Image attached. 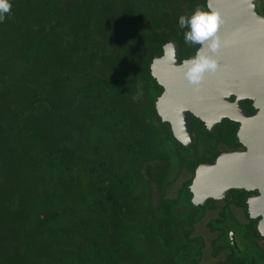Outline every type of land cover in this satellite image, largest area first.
I'll use <instances>...</instances> for the list:
<instances>
[{
    "label": "trees",
    "instance_id": "trees-1",
    "mask_svg": "<svg viewBox=\"0 0 264 264\" xmlns=\"http://www.w3.org/2000/svg\"><path fill=\"white\" fill-rule=\"evenodd\" d=\"M10 3L0 22V264H200V216L177 208L193 207L190 182L177 198L165 193L204 154L161 120L150 64L168 41L181 59L195 54L178 18L207 11L206 0ZM217 129L193 121L210 144L237 143L232 120ZM239 234L242 251L219 264H264L256 221ZM211 246L215 256L231 246L227 232Z\"/></svg>",
    "mask_w": 264,
    "mask_h": 264
},
{
    "label": "water",
    "instance_id": "water-1",
    "mask_svg": "<svg viewBox=\"0 0 264 264\" xmlns=\"http://www.w3.org/2000/svg\"><path fill=\"white\" fill-rule=\"evenodd\" d=\"M257 1L206 0L208 10L215 9L222 18L218 31L222 47L215 56L217 70L205 73L199 91L183 78L180 65L185 59L180 58L177 41L163 45L162 55L151 61L150 72L162 87L155 102L157 112L183 146L194 141L190 112L213 133L226 118L240 123L238 138L247 150L224 153L215 164L200 165L190 191L193 202L199 203L229 196L230 188L259 189L260 195L249 199V208L252 218L261 214L258 230L264 236V16ZM170 43L173 47L166 49ZM246 98L253 99L258 110L253 116L242 108L241 100ZM232 241L236 246L233 237Z\"/></svg>",
    "mask_w": 264,
    "mask_h": 264
},
{
    "label": "flooded vegetation",
    "instance_id": "flooded-vegetation-1",
    "mask_svg": "<svg viewBox=\"0 0 264 264\" xmlns=\"http://www.w3.org/2000/svg\"><path fill=\"white\" fill-rule=\"evenodd\" d=\"M258 2L259 0L256 2L257 9L264 16L263 12H261L260 7L258 6ZM182 59H186V58H182ZM241 105H242V108L246 111L248 116H253L258 111L256 107L254 106L253 99H249V98L242 99ZM189 114L191 117V128H192V132L194 136V141L190 144V146H193L196 140L197 141L199 140L197 145L194 144V148L198 150L197 151L198 153H200L199 151H201L202 152L201 154H204L203 155L204 160L201 162H198L195 166H191L190 168L185 167V166L182 167L180 175L166 187L165 195L168 198H177L179 196L178 192H179V189L182 187V184H185L187 182H190L188 184V189L190 190V185L195 176V172L200 165L209 164V163L215 164V162L220 157V155L224 153L243 152L247 150V147L243 143H241L238 138L237 133L240 127V123L232 121L233 123L236 124V131H235L236 139H237L236 144L226 143L224 139H220L215 144L214 143L210 144L209 141L207 140L208 135H203L201 132L196 133L193 130L194 119H198L201 122L202 120L199 117L195 116L192 112H190ZM225 120H230V119L226 118ZM203 125L206 128V125L204 123ZM217 130L215 133L209 130L208 131L213 134H216ZM226 132H228V130L224 131V136H226ZM174 186L176 187L173 189V192H171V188ZM229 192H230L229 196H226L223 198H216V199L208 198L205 201L199 202V203L193 202V195L191 194L189 201L193 205V207L190 206V210L188 209L187 204H181L177 207L180 210V212L183 214H184V210L185 211L188 210L191 213L194 212L195 213L194 216H197V215L200 216V219L193 223L194 233H196L200 229H205L206 233H208L209 235H212L208 243L206 242L205 236L202 235L204 237L206 246L209 247L210 249V257H211V261H209L208 263H204V264H219L220 259L224 260L227 254L231 252V247L237 249L238 251H242V249L239 248V243H240L239 233L241 229H243L244 227H248L250 221L252 220L256 221V228L261 238V239H258V244L260 245V248L263 249V253H264V236H262L258 230V222L261 219V214L257 213V218H252L250 216L251 213H250V208H249L250 207L249 199L251 197L259 196L260 195L259 189L256 188V189L247 190L244 188H230ZM157 197H159V195ZM212 221L213 223L210 224V222ZM222 232H227V238L231 246H226V247L221 248L220 251L215 256L212 254L211 243ZM232 237L234 238L236 246L232 244L233 242Z\"/></svg>",
    "mask_w": 264,
    "mask_h": 264
},
{
    "label": "clouds",
    "instance_id": "clouds-1",
    "mask_svg": "<svg viewBox=\"0 0 264 264\" xmlns=\"http://www.w3.org/2000/svg\"><path fill=\"white\" fill-rule=\"evenodd\" d=\"M12 5L10 0H0V22L11 15ZM222 18L218 11L209 8L204 10L196 7L190 16L180 15L178 25L184 31L186 45H200L195 56L185 59L180 65L183 70L184 80L192 86L194 91H199L205 78V73H214L217 70L216 54L222 47L218 35ZM170 43L165 48H172Z\"/></svg>",
    "mask_w": 264,
    "mask_h": 264
},
{
    "label": "rangeland",
    "instance_id": "rangeland-1",
    "mask_svg": "<svg viewBox=\"0 0 264 264\" xmlns=\"http://www.w3.org/2000/svg\"><path fill=\"white\" fill-rule=\"evenodd\" d=\"M176 186L172 187L171 188V192H173V189L175 188ZM157 199L158 197L155 196L154 197V203L157 202ZM196 233L198 234H201V235H204L205 238H206V242L208 243L209 239L211 238L212 235H209L208 233H206L205 229H200L199 231H197ZM209 261H211V257H210V249L209 247L206 246V248L204 249V256H203V261L201 264H204V263H208Z\"/></svg>",
    "mask_w": 264,
    "mask_h": 264
}]
</instances>
